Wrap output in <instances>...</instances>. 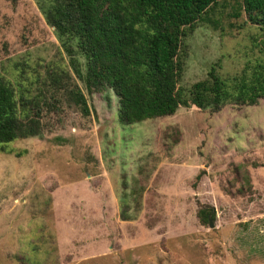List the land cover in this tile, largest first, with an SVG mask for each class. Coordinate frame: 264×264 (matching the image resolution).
I'll list each match as a JSON object with an SVG mask.
<instances>
[{"label":"rangeland","instance_id":"obj_1","mask_svg":"<svg viewBox=\"0 0 264 264\" xmlns=\"http://www.w3.org/2000/svg\"><path fill=\"white\" fill-rule=\"evenodd\" d=\"M239 1L218 0L182 38L185 90L213 65L229 77L262 58ZM0 76L42 124L0 144V264H264V98L121 124L36 0H0Z\"/></svg>","mask_w":264,"mask_h":264},{"label":"trees","instance_id":"obj_2","mask_svg":"<svg viewBox=\"0 0 264 264\" xmlns=\"http://www.w3.org/2000/svg\"><path fill=\"white\" fill-rule=\"evenodd\" d=\"M36 1L86 89L113 91L121 124L171 115L190 104L218 111L264 98V35L258 41L262 58L247 62L238 74L222 77L213 65L190 89L179 85L182 38L218 0ZM240 10L264 34V0H240L233 16ZM74 96L88 114L85 97ZM26 108L27 101L0 76V144L40 135V112ZM208 211L200 209L199 216L207 220Z\"/></svg>","mask_w":264,"mask_h":264},{"label":"water","instance_id":"obj_3","mask_svg":"<svg viewBox=\"0 0 264 264\" xmlns=\"http://www.w3.org/2000/svg\"><path fill=\"white\" fill-rule=\"evenodd\" d=\"M208 225H209V227H213L214 225H213V222H212V220H211V218H210V214L208 215Z\"/></svg>","mask_w":264,"mask_h":264}]
</instances>
